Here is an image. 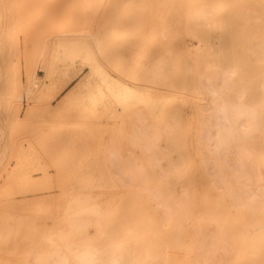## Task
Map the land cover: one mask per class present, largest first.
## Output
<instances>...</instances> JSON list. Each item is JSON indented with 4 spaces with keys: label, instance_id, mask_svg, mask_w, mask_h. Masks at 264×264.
Segmentation results:
<instances>
[{
    "label": "rangeland",
    "instance_id": "374dc122",
    "mask_svg": "<svg viewBox=\"0 0 264 264\" xmlns=\"http://www.w3.org/2000/svg\"><path fill=\"white\" fill-rule=\"evenodd\" d=\"M262 163L264 0H0V264H264Z\"/></svg>",
    "mask_w": 264,
    "mask_h": 264
},
{
    "label": "bare ground",
    "instance_id": "6f19581e",
    "mask_svg": "<svg viewBox=\"0 0 264 264\" xmlns=\"http://www.w3.org/2000/svg\"><path fill=\"white\" fill-rule=\"evenodd\" d=\"M60 50H61L63 53H73V52L83 51V52L85 53L86 60H87L88 62H90L91 67H92L94 73H95V74L97 75V77L99 78L100 82H102V83H106L105 85H106L107 87L110 85L109 82H108V81H109V80H108V77H107V76H104V74H103V70L100 68V64L97 62V60L95 59L94 55H93L92 52H91L90 44H88V43H86V42H85V43H84V42H75V43H72V44H70V45H69V44H66V45L64 44V45H63V48H61ZM109 76H110V75H109ZM112 80H113V82H115L114 79H111V81H112ZM119 81H120V80H119ZM120 82H121V81H120ZM120 82H119V83H120ZM121 83H122V82H121ZM121 83H120V85H121ZM231 83H232V82H231ZM245 84H246V83H245ZM120 85H119V86H120ZM121 86H122V85H121ZM121 86H120V87H121ZM123 86H124V85H123ZM112 87H113V86H112ZM115 87H116V86H115ZM113 88H114V87H113ZM117 89H118V88H117ZM110 90H111V89H110ZM114 90H115V88H114ZM117 91H119V90H117ZM121 91H122V90H121ZM218 92H219V91H218ZM120 93H121V92H120ZM126 94H127V93H125V95H126ZM220 95H221V94H220ZM239 95H240V94H239ZM113 96H114V97H118V96H119V93H113ZM121 97H122V96H121ZM119 99H121V98L119 97ZM126 99H127V98H126ZM137 100H138V98H137ZM139 101H140V100H139ZM119 103H120V105L123 106V107H126V105H127V101H124V102H123V100H122V101L119 102ZM139 103H140V102H139ZM141 104L144 105V103H141ZM128 105H129V104H128ZM133 105H134V107L136 106L135 104H133ZM142 105H141V106H142ZM235 105H236V104H235ZM235 105H233V107H236ZM240 106H241V105L239 104V107H240ZM226 107H227V106H226ZM231 107H232V106H230V108H231ZM144 108H145V107H144ZM147 108H150V107H147ZM147 108H146V109H147ZM237 108H238V107H237ZM150 109L153 110L152 108H150ZM218 109H219V108H218ZM238 109H239V108H238ZM149 111H150V110H149ZM236 111H237V110H236ZM155 112H156V111H155ZM166 112H167V111H165L164 114H165ZM151 113H152V112H151ZM236 113H237V112H236ZM214 114H215V113H214ZM232 115H233V114H232ZM253 115H254V114H253ZM152 116H153V115H152ZM212 116H213V115H212ZM215 116H216V115H215ZM225 116H226V115H225ZM160 118H161V117H160ZM231 118H232V117H231ZM253 118H254V117H253ZM212 119H213V118H212ZM214 120H215V119H214ZM232 120L235 121V119H232ZM232 120H231V121H232ZM219 121H220V120H219ZM254 121H255V120H254ZM209 122H210V121H209ZM225 122H226V121H225ZM232 122H233V121H232ZM214 123H215V121H214ZM232 124H233V123H232ZM199 125H200V124H199ZM209 125H210V123H209ZM234 125H236V124L234 123ZM142 126H143V125H142ZM211 126H212V124H211ZM227 126H229V125H227ZM229 127H230V126H229ZM233 127L235 128V126H233ZM233 127H232V129H233ZM236 127H237V126H236ZM225 128H226V127H225ZM223 129H224V126H223ZM229 129H230V131H228L227 129L225 130V132L227 131V133H228L229 136H228V135H226V136L219 135V136H221V137L218 138V139L216 138V141H217V140L219 141L220 139H221L220 141H222L223 138H224V141H223V143H224V142H225V137H227V136L229 137V138H227L228 141H231V137H232V136H233L234 138H236V137L239 136V135H238V136H237V135H233L236 131H233V132H234V133H233V132L231 131V128H229ZM215 130H216V129H215ZM217 130H218V129H217ZM234 130H235V129H234ZM199 131H200V130H199ZM199 131H198V132H199ZM211 132H212V131H211ZM229 132H232L233 134H230ZM241 132H242V131H241ZM218 133H219V132H218ZM214 134H215V133H214ZM197 135H198V134H197ZM217 135H218V134H217ZM217 135H216V136H217ZM224 135H225V134H224ZM201 136H202V134H201ZM213 136H214V135H213ZM213 136H212V137H213ZM219 136H218V137H219ZM222 136H223V137H222ZM230 136H231V137H230ZM241 136L243 137L242 134H241ZM234 138L232 139L233 142H234ZM200 139H201V138H200ZM236 139H237V138H236ZM214 140H215V139H214ZM239 140H242V138H241V137H238L237 141H239ZM243 140H244V138H243ZM243 140H242L241 142H243ZM210 141H211V140H210ZM228 141L226 140V142H227V145H226V146H227V147H230V146H231V147H230V148H227V149L233 150V148H235L233 142L231 141V142L228 143ZM213 142H214V141H213ZM226 142H225V143H226ZM209 143H210V142H209ZM214 143H215V142H214ZM250 143H251V142H250ZM151 144H152V143H151ZM221 144H222V142H221ZM229 144H231V145H229ZM188 145H189V144H188ZM202 145H203V144H202ZM215 145H217V147L220 146L219 143H217V142L215 143ZM215 145H214V146H215ZM222 145H223V144H222ZM240 145H242V143H241ZM152 146H153V145H152ZM198 146H199V145H198ZM204 146H205V145H204ZM232 146H233V148H232ZM217 147H215V149H216ZM224 148H225V146H222V149H224ZM231 148H232V149H231ZM241 148L243 149V148H245V147L242 146V147H239V148H238L239 151H243V152H245L246 149H243V150H242ZM218 149H220V151H221V150H222V149H221V146L218 147ZM235 149H236V148H235ZM206 150H207V149H206ZM208 150H209V149H208ZM210 150H211V149H210ZM225 150H226V149H225ZM225 150H223V151H225ZM230 150H226V152H227V151H230ZM217 151H218V150H217ZM234 151H235V150H234ZM253 151H254V150H252V152H253ZM201 152H202V151H201ZM246 152L248 153V150H246ZM246 152H245V153H246ZM159 153H160V151H159ZM165 153H166V152H165ZM227 153H228V152H227ZM199 154H200V153H199ZM231 154H232V153H231ZM159 155H162V152H161ZM192 155H193V153H192ZM204 155H205V154H204ZM220 155H221V154H220ZM249 155H250V153H249ZM200 156H201V155H200ZM237 156H239L238 153H237ZM251 156H252V155H251ZM256 156H257V155H256ZM147 157H148V156H147ZM224 157L226 158V157H228V156L225 155ZM241 157H242V156H240V158H241ZM145 158H146V156H145ZM222 158H223V157H222ZM228 158H229V157H228ZM150 159H151V158H150ZM212 159H213V158H212ZM216 159H217V158H216ZM216 159L214 160V163H215ZM248 159H249V158H248ZM255 159H256V158H255ZM124 160H125V159H124ZM220 160H221V159H220ZM235 160H237V159H235ZM242 160H243V159H242ZM192 161H193V160H192ZM212 161H213V160H211V162H212ZM217 161H218V160H217ZM221 161H222V163H224L223 161H225V160L222 159ZM228 161H229V160H228ZM148 162H149V159H148ZM244 162H245V165H246L247 162L245 161V159H244ZM149 163H150V162H149ZM202 163H204V161H203ZM216 163H217V162H216ZM216 163H215V164H216ZM222 163H221V164H222ZM240 163H241V162H240ZM242 163H243V162H242ZM242 163H241V164H242ZM248 163H249V162H248ZM151 164H152V163H151ZM159 164H160V163H159ZM197 164H198V163H197ZM210 164H211V163H208V164H207V165H209V167H208L207 165H206L205 167H206V168H207V167L210 168V166H211ZM228 164H229V163H228ZM263 164H264V163H262V165H263ZM148 165H149V164H148ZM169 165H170V164H169ZM216 165H217V164H216ZM223 165H226V164L224 163ZM242 165H244V164H242ZM242 165H241V166H242ZM181 166H182V165H181ZM184 166H185V165H184ZM248 166H250V164H248ZM248 166H246L247 169H249ZM234 167H235V166H234ZM242 167H243V166H242ZM242 167H241V168H242ZM250 167H251V166H250ZM150 168H151V167H150ZM196 168H197V167H196ZM232 168H233V167H232ZM236 168H238V167L236 166ZM252 168H253V166H252ZM144 169H145V168H144ZM151 169H152V168H151ZM154 169H155V168H154ZM210 169H211V168H210ZM233 169H235V168H233ZM238 169H239V168H238ZM254 169H255V167H254ZM181 170H182V169H181ZM203 170H204V169H203ZM227 170H230V169H227V167H226V171H227ZM260 170L262 171V167L260 168ZM152 171H153V170H152ZM171 171H172V170H171ZM171 171H170V172H171ZM196 171H197V170H196ZM201 171H202V170H201ZM219 171H220V170H219ZM231 171L233 172V170H231ZM236 171H237L236 173L239 172V170H237V169H236ZM263 171H264V170H263ZM206 172H207V171H206ZM244 172L246 173V171H244ZM250 172H252V170H250ZM203 173H205V172L203 171ZM207 173L209 174V172H207ZM207 173H205V174H207ZM216 173H217V172H216ZM234 173H235V172H234ZM241 173H242V172H241ZM254 173L257 175V173H256V169L254 170ZM146 174H147V173H146ZM154 174H155V173H154ZM159 174H160V173H159ZM161 174H162V173H161ZM208 174H207V175H208ZM218 174H219V173H217V175H218ZM242 174H243V173H242ZM255 174H254V175H255ZM119 175H120V174H119ZM209 175H210V174H209ZM209 175H208V176H209ZM217 175H216V178H214V179H216V181H217ZM219 175H220V174H219ZM227 175H228V174H227ZM227 175H226V177H227ZM243 175H244V174H243ZM243 175H242V176H243ZM141 176H142V175H141ZM210 176H211V175H210ZM229 176H230V175H229ZM234 176H235V175H234ZM248 176H250L249 173H248ZM135 177H136V176H135ZM144 177H145V176H144ZM144 177H143V178H144ZM146 177H147V176H146ZM206 177H207V176H206ZM238 177H239V176H238ZM235 178H236V176H235ZM239 178H240V177H239ZM253 178H254V177H253ZM145 179H146V178H145ZM251 179H252V177H251ZM237 180H238V179H237ZM252 180H253V179H252ZM256 180H257V179H256ZM258 180H259V179H258ZM258 180H257V181H258ZM216 181H214V185H215V186L218 185V184H215ZM242 181H243V180H242ZM242 181H241V183H244V182H242ZM225 182H226V181H225ZM250 182H251V181H250V178H249V183L245 182L246 185L248 184V185H247L248 188H249V186H251V185H249V184H252V183H253V182H252V183H250ZM158 183H159V182H158ZM160 183H161V182H160ZM236 183H237V182H236ZM238 183H240V182H238ZM241 183H240V184H241ZM262 183H263V181L261 182V184H262ZM120 184H121V183H120ZM130 184H133V183L130 182ZM212 184H213V183H212ZM259 185H260V183H259ZM259 185H258V186H259ZM227 186H228V185H227ZM252 186H253V184H252ZM252 186H251V187H252ZM255 186H257V185H255ZM258 186H257V187H258ZM195 187H196V186H195ZM253 187H254V186H253ZM253 187H252V192H250V193H255V192H256V191H254L256 188L253 189ZM260 187H261V186H260ZM260 187H259V188H260ZM216 188H217V186H216ZM218 188H220V187H218ZM240 188H241V187H240ZM223 189H225V188H223ZM223 189H222V190H223ZM247 191H248V190H247ZM253 191H254V192H253ZM151 194H152V192H151ZM159 194H160V193H159ZM243 194H245V193H243ZM148 195H149V194H148ZM148 195H147V196H148ZM154 195H155V194H154ZM220 195H221V194H220ZM238 195H239V194H238ZM249 195H250V194H249ZM249 195H248V196H249ZM258 195H260V194H258ZM155 196H156V195H155ZM221 196H222V195H221ZM235 196H236V195H235ZM237 197H238V196H237ZM240 198H241V197H240ZM253 198L255 199V197H253ZM79 199H80V198H79ZM257 199H258V198H257ZM257 199H256V200H257ZM261 199H262V198H261ZM261 199H259L258 202L262 201ZM222 200H223V199H222ZM79 201H81V200H79ZM82 201H83V200H82ZM131 201H132V200H131ZM162 201H163V200H162ZM242 201H243V200H242ZM250 201H251V200H250ZM252 201H253V200H252ZM263 201H264V199H263ZM84 202H85V201H84ZM227 202H228V201H227ZM227 202H226V203H227ZM80 203H81V202H80ZM175 203H176V202H175ZM240 203H241V200H240ZM242 203H243V202H242ZM249 203H250V202H249ZM251 203H252V202H251ZM260 203H261V202H260ZM176 204L178 205V202H177ZM78 205H79V204H78ZM84 205H85V204H84ZM158 205H159V204H158ZM160 205H162V204H160ZM172 205H173V204H172ZM80 206H83V204L80 205ZM91 207H92V206H91ZM171 208H172V207H171ZM85 209H86V208H85ZM92 209H93V208H92ZM172 209H173V208H172ZM172 209H171V210H172ZM69 210H70V209H69ZM171 210H170V213H171V212H174L173 210H172V211H171ZM181 210H182V209H181ZM181 210H180V212H181ZM238 210H239V209H238ZM89 211H90V209H89ZM93 211H94V210H93ZM81 212H82V211H81ZM90 212H91V211H90ZM239 212H240V211H239ZM76 214H77V213H75V215H76ZM78 214H79V213H78ZM80 216H81V214L78 215L77 217L75 216V218L80 219V218H78V217H80ZM170 216H171V215H170ZM81 217H82V216H81ZM84 217H85V216H84ZM84 217H83V218H84ZM171 217H172V216H171ZM205 217H206V216H205ZM67 219H68V218H67ZM69 219H70V218H69ZM71 219H72V218H71ZM71 219H70V220H71ZM81 219H82V218H81ZM75 220H76V219H75ZM81 221H82V220H81ZM214 221H215V220H214ZM253 221H255V220H253ZM261 222H262V221H261ZM74 223H76V222H74ZM78 223H79V222H78ZM78 223H77V224H78ZM158 223H159V222H158ZM219 223H220V222H219ZM257 223H258V224L254 225V226H258V225H260L259 222H257ZM72 224H73V223H72ZM81 224H82V223H81ZM176 224H177V223H176ZM209 224H211V223H209ZM86 225H88V224L86 223ZM97 225H98V224H97ZM241 225H242V224H241ZM245 225H246V224H245ZM174 226H176V225L174 224ZM211 226H212V225H211ZM211 226H210V225H209V226H206V228H207V227H210V228H211ZM262 226H263V225H262ZM79 227H80V226H79ZM82 227H83V226H82ZM176 227H177V226H176ZM213 227H214V226H212V228H211V229L209 228V229L212 231ZM244 227H245V226H244ZM258 227H259V226H258ZM84 228H86V227H84ZM242 228H243V225H242ZM262 228H264V226H263ZM77 229H78V226H77ZM123 229H124V228H123ZM203 229H204V228H203ZM207 229H208V228H207ZM207 229H206V230H207ZM219 229H220V228H219ZM227 229H228V228H227ZM254 229H255V228H254ZM231 230H232V229H231ZM231 230H230V231H231ZM259 230H260V229H259ZM77 231H78V230H77ZM121 231H123V230H121ZM176 231H177V230H176ZM208 231H209V230H207V232H208ZM217 231H218V230H217ZM232 231H233V230H232ZM260 231H261V230H260ZM57 232H58V231H57ZM207 232H206L205 234H207ZM221 232H222V231H221ZM77 233H78V232H77ZM202 233H203V232H202ZM233 233H234V232H233ZM55 234H56V233H55ZM55 234H54V235H55ZM173 234H174V233H173ZM259 235H260V232H259ZM261 235H262V233H261ZM263 235H264V233H263ZM263 235H262V236H263ZM44 236H45V235H44ZM101 236H102V235H101ZM103 236H104V235H103ZM138 236H139V235H138ZM138 236H137V237H138ZM253 236H254V234H253ZM255 236H258V234L256 233ZM50 237H51V236H50ZM125 237H126V235H124V238H125ZM128 237H130V236L128 235ZM128 237H126V238H128ZM133 237H134V236H133ZM135 237H136V236H135ZM135 237H134V238H135ZM220 237H221V236H220ZM220 237L218 236L217 238H219V239L223 238V237H221V238H220ZM263 237H264V236H263ZM193 238H194V237H193ZM198 238H201V237L199 236ZM252 238H253V237H251V239H252ZM64 239H65V238H64ZM206 239L208 240V241H206L207 243L211 241V239L209 238V239H210V240H209L208 237H206ZM206 239H205V240H206ZM256 239H257V238H256ZM136 240H137V239H136ZM202 240H203V239H202ZM222 240H224V239H222ZM222 240H220V242H222ZM253 240H254V239H253ZM71 241H72V240H71ZM200 241H201V240H200ZM224 241H225V240H224ZM224 241H223V242H224ZM255 241L257 242V240H255ZM255 241H254V242H255ZM260 241H261V240H260ZM202 242H204V240H203ZM256 242H255V243H256ZM67 243H68V242H67ZM192 243H193V242H192ZM199 243H200V242H199ZM207 243H206V244H207ZM211 243H212V242H210L208 245L211 246V245H210ZM84 244H85V243H84ZM220 244H222V243H219V245H220ZM225 244H226V241H225ZM204 245H205V242H204ZM227 245H228V244H227ZM227 245H224V246H223L224 249H225V246H227ZM254 245H255V244H254ZM66 246H67V245H66ZM231 246H232V245H231ZM231 246H228V249H225V250H227V251L230 250L229 247L231 248ZM256 246H257V245H256ZM259 246H260V245H259ZM259 246H257V248H258ZM58 247H59V246H58ZM63 247H64V246H63ZM87 247H88V246H87ZM130 247H131V246H130ZM190 247H191V246H190ZM202 247H203V246H202ZM205 247H207V245H206ZM213 247H214V246H213ZM218 247H219V246H218ZM70 248H71V247H70ZM216 248H217V245H216V247H214V250H216ZM219 248H220V247H219ZM226 248H227V247H226ZM209 249H210V247H209ZM231 249H233V248H231ZM249 249H250V248H249ZM88 250H89V249H88ZM198 250H199V249H198ZM211 250H212V247H211ZM217 250L220 251V250H223V249H218V248H217ZM225 250H224V251H225ZM123 251H124V250H123ZM195 251H196V250H195ZM202 251H205V250L202 249ZM202 251H201V252H202ZM227 251H226V253H227ZM232 251H233V250H231V253H229V251H228V253H229V254H232V255H231V257H230V255H229V257L226 258V259H230V258L232 259V256H234L233 253H232ZM247 251H248V249H247ZM256 251H258V250H256ZM53 252H54V251H53ZM234 252H235V251H234ZM75 253H76V252H75ZM162 253H164V252H162ZM197 253H198V252H197ZM215 253H216V251H215ZM226 253H225V257H226ZM228 253H227V254H228ZM55 254H56V253H55ZM208 254H209L208 256L211 257V258H209V257L207 256L208 258H206V259H207L208 261H206V263L203 262L204 264H207V262H208V264H211V262H212V264H213L214 261L217 262V260L214 259L215 256L212 257V255H213L212 253H211L212 255H211L210 253H208ZM234 254H235V253H234ZM52 255H53V254H52ZM136 255H137V254H136ZM195 255H196V254H195ZM203 255H204V254H203ZM259 255H260V254H259ZM262 255H263V254H262ZM74 256H75V255H74ZM92 256H93V255H92ZM77 257H79V255L76 256V259H78ZM197 257H198V256H197ZM197 257H196V258H197ZM198 258H200V256H199ZM198 258H197V259H198ZM201 258H203V259H201V260L205 261V259H204L203 256H202ZM212 258L214 259V261H211V262H210V260H213ZM233 258H234V257H233ZM120 259H121V258H120ZM197 259H196V260H197ZM231 259H230V260H231ZM234 259H235V258H234ZM259 259H260V258H259ZM262 259H263V258H262ZM102 260H103V259H102ZM115 260H116V259H115ZM115 260H114V261H115ZM230 260H228V261L230 262ZM81 261H82V260H81ZM81 261H80V262H81ZM105 261H106V259H104V264L106 263ZM258 261H259V260H258ZM61 262H62V260H61ZM86 262H87V261H86ZM108 262H109V261H108ZM108 262H107V263H108ZM117 262H118V260H117ZM159 262H160V261H159ZM199 262H201V261H199ZM199 262H198L197 264H201V263H199ZM209 262H210V263H209ZM220 262H221V258H220ZM220 262H219V264H222V263L224 262V260H222L221 263H220ZM229 262H228V263H229ZM247 262H248V261H247ZM88 263H89V262H88ZM109 263H111V262H109ZM217 263H218V262H217ZM226 263H227V260H225V263H224V264H226ZM48 264H49V263H48ZM192 264H193V263H192ZM243 264H244V263H243ZM246 264H249V263H246Z\"/></svg>",
    "mask_w": 264,
    "mask_h": 264
}]
</instances>
